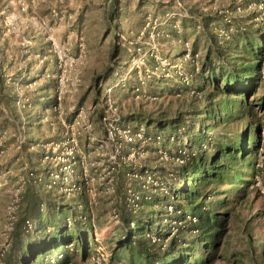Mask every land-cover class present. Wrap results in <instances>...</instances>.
Instances as JSON below:
<instances>
[{"label": "rangeland", "instance_id": "374dc122", "mask_svg": "<svg viewBox=\"0 0 264 264\" xmlns=\"http://www.w3.org/2000/svg\"><path fill=\"white\" fill-rule=\"evenodd\" d=\"M109 1L0 0V264H4L2 258L9 248L10 233L22 215V200L31 187L42 194L43 219L49 212L48 204L54 208L62 206L66 217L73 215L77 218L84 215L82 212L87 216L82 222L75 225L72 223L65 230L64 234L70 236L73 241L72 250L65 248L68 261L66 264H96L92 257L98 253V247L99 253H108L109 261L149 264L133 242L130 246L116 247L122 235V226L117 225L114 229L107 227L111 205L105 195H99L98 204L90 207L85 191L65 193L57 187H45L46 179L41 182L34 181L35 174L45 172L49 167L47 160L42 159L45 151L43 144L49 140H60L63 133L62 125L52 111L55 80L51 75L55 71V61L49 35L54 36L60 43L65 42L68 37L74 44L75 37H81L85 43V58L78 68V91L71 100L64 102L66 119H71V115L80 107L89 108L91 112L92 105L105 97V88L111 86L110 97L120 110L123 121L130 122L133 126L141 125L149 134L167 132L163 136L164 148L168 152L175 151L183 144L188 148L191 142L189 137H202L198 135V129L202 128L203 132L213 136L208 139L211 138V142H214L219 134L222 135L235 126L228 123L225 127L220 125L206 129L205 122L194 112L197 109L201 115L204 110V95L203 91L197 89L198 84L208 88L210 86L204 76L199 74L206 42L201 29L196 26L195 20H192V15L209 14L220 18L221 22L214 23L213 29L221 37L224 32L220 28L227 27L222 21L225 8L232 11V31L250 26L255 28L264 23V0H142L139 7V0H119V12L113 20L109 18ZM237 4L241 6L240 11L235 10ZM178 7L185 8L190 17H178ZM172 13L176 17L169 19ZM152 33L154 40L150 37ZM113 44H116L118 49L115 57L111 59ZM153 46H156L158 56L172 67L181 63L184 72L192 73L190 86L181 84L170 67L153 72L154 74L142 84L138 95H135L133 90L138 78L134 73L125 74L133 62H138L139 65L141 62L142 70L148 68L154 71L157 62L151 55ZM185 46L190 49L189 59H184L183 56ZM192 46L195 48L193 52ZM74 51L76 52L75 46ZM43 56L45 59L40 62L39 59ZM107 64L111 65L113 72L99 85L94 84V77L103 72ZM46 72L50 74L49 77L44 75ZM146 77L143 71L142 79ZM261 78L258 92L250 98L255 103H259L260 98L264 99V60ZM117 80H120L119 84L114 85ZM19 102L25 105L20 106ZM255 108L262 128L254 169H257L256 175L264 186V107L256 105ZM179 112L183 113L187 131H181L182 127L178 129L177 131L181 132L178 139L174 132L168 131V127L161 130L155 122L146 120L147 117L155 118L158 115L164 119L172 118ZM89 114L94 123V130L99 133L98 113L95 110ZM23 136L25 141L20 144L18 140ZM171 136H174L173 140H170ZM208 153H211V148ZM141 157L143 164L159 162L150 147L143 151ZM170 162L171 168L176 169L177 164H174L173 160ZM261 162L260 167L257 164ZM126 170L127 167L124 166L115 173L117 191L118 187L123 186V179L125 184ZM83 198L87 204L86 208ZM158 203L144 204L141 208L145 212L153 211L152 215L156 217L152 226L156 227L154 233H163L167 229L170 231L173 224L171 220L175 218L169 219ZM232 205L233 210L218 251L219 256L214 258L211 264H263L261 244H264V194L258 189V192L253 191L245 201ZM183 208L188 210L185 205ZM52 211L54 212L50 209L49 215ZM257 213L260 215L257 216ZM89 217L92 218L87 221ZM32 228L29 229L32 240L28 246H46L53 238L58 239L55 237L59 236L56 231L46 232L48 236L34 238ZM75 230L81 235L86 231L85 256L82 255ZM53 232H56L55 236L51 234ZM167 244L161 251L167 248ZM59 249L47 256L61 251ZM205 257L201 252L198 262H203Z\"/></svg>", "mask_w": 264, "mask_h": 264}, {"label": "trees", "instance_id": "16d2710c", "mask_svg": "<svg viewBox=\"0 0 264 264\" xmlns=\"http://www.w3.org/2000/svg\"><path fill=\"white\" fill-rule=\"evenodd\" d=\"M117 1L119 0L109 1L110 20L115 19L117 17L115 15L119 12ZM140 5L142 0H139L138 7ZM192 20H195L196 26L201 29L205 38L206 49L199 74L204 76L210 86L208 88L198 84L197 89L203 91L204 95V110L201 115L197 109L194 112L205 122L206 129L220 125L225 127L228 123L235 126L222 135L219 134L214 142H211V138L208 139L213 136H209L206 131L203 132L202 128L197 130L198 135L202 137L194 138L198 141L189 137L191 142L188 148L195 150V155L186 163L177 164L176 169L172 168L175 180L170 190L176 197L174 207L181 210V213L171 217L183 220L187 214H190L196 217V221L185 220L183 225L178 226L176 235L170 238L165 250L161 251L159 243H152L145 237L146 232H154L156 228H152L156 218L152 215L153 211L145 212L140 208L132 212L124 205L120 206L121 221L118 225L122 226V235L116 247L130 246L133 242L149 264H211L212 260L219 256L218 251L233 210L232 204L245 201L253 191L258 192L253 183L258 172L254 167L258 158L262 124L255 107L256 105L264 107V99L260 98L259 103H255L250 98L258 92L262 80L264 23L255 28L250 26L243 30L235 29L227 36L219 37L213 29V24L221 22L220 18L209 14H197V16L192 15ZM117 49L116 44H113L111 59L115 57ZM191 49L192 52L195 51L193 46ZM112 72L111 65L107 64L103 72L94 77V84L99 85ZM146 120L155 122L161 130L168 127L167 130L174 132L176 139L181 136L178 129L182 127L181 131L184 133L187 131L183 113L180 112L172 118L164 119L158 115L155 118L147 117ZM166 133L162 132V134ZM182 146L185 147L184 144ZM207 147L211 148V153H208ZM160 168L162 174L168 173L164 167ZM118 192L120 194L124 192V179L123 186L118 187ZM160 197L155 194L152 202H144L142 205L159 202L163 213L166 214L163 206L165 198ZM83 199L86 208L85 198ZM22 204V215L15 222L10 233L9 248L3 254L4 264H47L45 260L47 255L61 247L59 250H64L65 254L60 263L66 264L68 261L65 248L73 241L70 236L64 234L68 226L63 207L54 208L48 204L49 212L50 209L54 212L52 211L50 215L49 212L46 213L43 219L42 194L33 187L26 192ZM184 205L188 210L183 208ZM82 213L85 215V212ZM26 221L30 223L31 228L33 227L34 238L48 236L46 232L56 231L59 236H55L56 232L51 234L58 239L53 238L46 246H28L32 240V233ZM87 221H90V218ZM79 222L82 220L75 219L73 225ZM168 231L169 229L163 233H155L163 238L169 233ZM75 232L82 248V255L85 256L86 231H83L82 235L78 230ZM201 252L206 257L199 263L198 255ZM261 258L264 264V244H261Z\"/></svg>", "mask_w": 264, "mask_h": 264}, {"label": "built area", "instance_id": "2783aa9c", "mask_svg": "<svg viewBox=\"0 0 264 264\" xmlns=\"http://www.w3.org/2000/svg\"><path fill=\"white\" fill-rule=\"evenodd\" d=\"M178 4L180 6V3ZM240 9V4H237L235 10L240 11ZM179 10L177 12L178 17H190L185 8L182 7ZM223 13L222 21L227 27L220 28V30L224 32L222 36H227L232 31V11L229 8H225ZM174 15L173 13L170 14L169 19L175 18L176 15ZM150 37L154 40L153 33ZM48 39L55 61V71L51 75L55 80L52 111L56 114L55 118L61 123L63 133L60 140H49L43 144L45 151L42 159L47 160L49 167L47 171H40L35 174L34 181L41 182L46 179L44 182L45 187H57L59 191L61 190L65 193H81L85 191L90 207L98 204L97 197L99 195H105L109 198L111 205L107 226L110 229H114L121 221L119 209L121 205H124L132 212H136L144 202H152L155 194L165 198L163 206L169 219L172 218L171 216L181 213V210L174 207L176 197L170 190L172 182L175 180V173L172 169L173 167L171 168L170 161L173 160L174 164L186 163L195 155V150H189V148L181 146L175 151L168 152L164 148L165 139L163 134H149L141 125L133 126L130 122H124L120 110L110 97L111 86L105 88V97L100 98L97 103L92 105L91 112L96 110L98 113L97 125L100 129L99 133L94 130V123L90 117L89 108L80 107L75 114L71 115V119L64 118V102L74 97L80 85L78 68L83 64L85 58V43L81 37H75V44L72 43L70 37L63 43L58 42L52 35H49ZM185 45H187V42H185ZM74 46L76 52L74 51ZM190 54L189 47L185 46L184 59H189L191 57ZM151 55L157 62L154 65V71L148 68L142 70L140 68L141 62L140 65L138 62H133L125 74L134 73L138 78L133 90L135 95H138L142 84L151 74H154L153 72L172 67L166 60L158 56L156 46L152 47ZM43 59H45V56L41 57L39 61L43 62ZM180 64L178 63L172 67L174 73L181 84L190 86L192 73L184 72ZM143 71L147 76L144 79H142ZM44 75L46 77L50 76L48 72L44 73ZM119 82L120 80H117L114 85L119 84ZM24 105L20 104V106ZM49 123L52 124L51 121ZM173 139L174 136H171L170 140ZM18 141L20 144L23 143L25 136ZM82 143H85V145ZM147 147L152 148L157 155V160L159 161L157 164L142 163L140 157ZM257 165L261 167L262 162ZM124 166L127 167L124 192L123 194H118L115 185V173ZM160 167H164L168 173L162 174ZM253 184L264 194V186L261 185V179L258 175H255ZM86 218L87 216L85 215H79L77 218L73 215H68L65 220L67 226H70L75 219L84 220ZM185 220L195 222L196 217L187 214L183 220L172 219L171 230L164 238L158 237L154 232H146V238L152 243H159L161 249H164L168 239L176 235L178 226L183 225ZM26 222L27 227L30 229V223ZM72 246L73 242H70L66 245V249L72 250ZM99 249L100 247L97 249L98 253L96 256L92 257L96 264H122L119 261H109L107 259L108 253H99ZM63 258L64 252L58 251L47 256L45 260L47 264H61L60 261Z\"/></svg>", "mask_w": 264, "mask_h": 264}]
</instances>
